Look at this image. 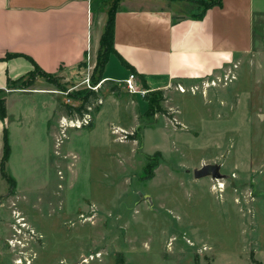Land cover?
Listing matches in <instances>:
<instances>
[{
    "label": "rangeland",
    "instance_id": "obj_1",
    "mask_svg": "<svg viewBox=\"0 0 264 264\" xmlns=\"http://www.w3.org/2000/svg\"><path fill=\"white\" fill-rule=\"evenodd\" d=\"M255 4L262 44L212 76L151 92L161 96L153 114L123 83H96L101 48L80 72L10 83L0 264H264V0ZM96 87L88 128L68 107Z\"/></svg>",
    "mask_w": 264,
    "mask_h": 264
},
{
    "label": "crops",
    "instance_id": "obj_2",
    "mask_svg": "<svg viewBox=\"0 0 264 264\" xmlns=\"http://www.w3.org/2000/svg\"><path fill=\"white\" fill-rule=\"evenodd\" d=\"M111 1L0 0V89L8 93L7 114L18 95L10 83L37 68L46 73L73 68L80 72L91 51L100 48ZM182 1L118 3L114 52L103 69L105 79L121 85L135 73L140 89L169 90L177 83L212 76L262 44L256 33L255 0H222L203 16H198L201 8L187 0L196 10L178 12ZM6 132L7 118L0 115V161Z\"/></svg>",
    "mask_w": 264,
    "mask_h": 264
},
{
    "label": "trees",
    "instance_id": "obj_3",
    "mask_svg": "<svg viewBox=\"0 0 264 264\" xmlns=\"http://www.w3.org/2000/svg\"><path fill=\"white\" fill-rule=\"evenodd\" d=\"M120 1L121 0H114L113 1V4H112V6L110 7V10H109V17H108L106 26H105L104 32H103V34L101 36V40H100V48L103 51L100 54V60L101 61L99 60V62H98V66H99L100 70H99V74H98V76L96 78L97 79L96 83L98 81H102L101 85L103 83L112 82L113 81L111 79H105V77L103 76L102 73H103V69H104L106 63L109 60V56L114 52V43H113L114 22H115L114 14H115V8L118 6V3ZM201 1L202 0H199V3H198V5L201 6V11L199 12L198 16H203V14L206 12V10L208 8H210V7L214 6V5H221L222 4V0H210V1L203 0L202 2ZM36 70H39L42 73V75H44V76H47V77L50 76L48 73L42 71L39 68H37ZM94 78L95 77H94V73H93L92 79H94ZM97 89H99V87H97L94 90H87L85 92L82 90V92L84 93L81 96V98H80V99H82V102L78 106H69L68 107V111H69L70 114H72L73 112H77L79 114L78 115L79 118H80L79 122L80 121L83 122L84 115L89 112L88 111V107H89V104H90V98L91 97L92 98L93 97L96 98L98 96L97 95V91H96ZM111 89H112V91H116V90L119 89V87L117 85H114L113 87H111ZM154 91H157V90H154ZM0 92H2L1 89H0ZM151 92H153V91L147 90V94L148 95H145L144 98L146 100H148V102H149V108H148L147 111L151 110V113L153 114L154 111L152 110V107H153L154 103H152V102L157 101L161 96L160 97H156L155 93H151ZM158 92L161 94L162 90H158ZM149 96H151L152 101L149 98ZM96 111H99V107H96ZM0 115L3 118L6 117V104H5V99L4 98H0ZM83 124H85V123H83ZM84 126L88 127V128H93L94 124H93L92 121H88L87 120V123ZM10 153H11V145H10V142H9L8 133L6 132V134H5L4 155H3V158H2V171H3L4 177L12 182L13 179L10 176H8V174L5 172V163L7 162V159L9 158Z\"/></svg>",
    "mask_w": 264,
    "mask_h": 264
},
{
    "label": "built area",
    "instance_id": "obj_4",
    "mask_svg": "<svg viewBox=\"0 0 264 264\" xmlns=\"http://www.w3.org/2000/svg\"><path fill=\"white\" fill-rule=\"evenodd\" d=\"M86 81L89 82L90 78H87ZM124 85L127 88V90L132 94H141L142 96H145L147 94V90H142L138 87L135 73H131L129 77L124 80ZM180 88L183 89L182 86H180ZM84 122L87 123V118L84 119Z\"/></svg>",
    "mask_w": 264,
    "mask_h": 264
},
{
    "label": "water",
    "instance_id": "obj_5",
    "mask_svg": "<svg viewBox=\"0 0 264 264\" xmlns=\"http://www.w3.org/2000/svg\"><path fill=\"white\" fill-rule=\"evenodd\" d=\"M210 172V167L209 165H204L203 167L199 168V169H196L194 171V174L196 177H202V176H205L207 174H209Z\"/></svg>",
    "mask_w": 264,
    "mask_h": 264
}]
</instances>
